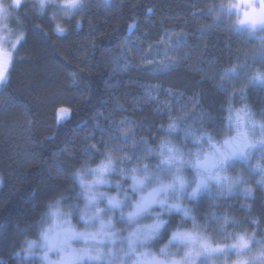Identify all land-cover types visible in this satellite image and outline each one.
<instances>
[{
    "label": "clouds",
    "instance_id": "1",
    "mask_svg": "<svg viewBox=\"0 0 264 264\" xmlns=\"http://www.w3.org/2000/svg\"><path fill=\"white\" fill-rule=\"evenodd\" d=\"M242 39L223 67L234 71L225 77L217 68L207 81L213 103L201 97L146 128L86 134L61 172L42 165V181L59 187L37 199L34 185L33 211L11 222L0 264H9L5 256L13 264H264V213L253 222L240 203L243 196L255 207L264 197V27L244 29ZM238 135L242 150L210 170L197 167ZM8 227L0 221V235ZM242 233L254 236L244 250L236 245Z\"/></svg>",
    "mask_w": 264,
    "mask_h": 264
},
{
    "label": "trees",
    "instance_id": "2",
    "mask_svg": "<svg viewBox=\"0 0 264 264\" xmlns=\"http://www.w3.org/2000/svg\"><path fill=\"white\" fill-rule=\"evenodd\" d=\"M23 2L11 28L24 42L14 53L8 83L0 85V176L5 178L0 185V221L5 224L32 213L34 185H39L37 199L59 187L42 181L41 166L52 174L61 172L64 156L84 135L107 136L108 129L117 128L125 117L131 123L122 126L143 123L146 128L159 121L160 113L141 85L181 96L173 102L186 104L200 93L195 102L203 97L211 104L215 96L207 81L217 65L201 60H214L222 51V66L227 67L229 51L244 49L228 16L217 20L216 12H208L231 0H83L86 8L70 19L54 7L46 6L45 15L34 0ZM149 51L152 55L142 58ZM178 57L169 73L139 70L153 59L158 65ZM126 63L128 70L123 67ZM86 99L90 105H85ZM61 109H68L70 118L58 125ZM65 148L67 152L62 151ZM240 203L251 206L253 201L241 197ZM256 203L258 211H264V197ZM258 211L253 213L256 219Z\"/></svg>",
    "mask_w": 264,
    "mask_h": 264
},
{
    "label": "snow or ice",
    "instance_id": "3",
    "mask_svg": "<svg viewBox=\"0 0 264 264\" xmlns=\"http://www.w3.org/2000/svg\"><path fill=\"white\" fill-rule=\"evenodd\" d=\"M104 3H108V0H104ZM24 2L23 0H11V2L9 3L8 0H0V22H3L5 20L10 19V13H9V9H16L18 10L21 7H24ZM54 7L60 11H63L65 13L66 18H71V16L76 13V12H80L82 10H84L86 8V5L83 3V0H60V3H54L53 0H39V5H38V9L41 13H44L46 15V13L44 12L45 7ZM244 8H253V18L249 19L247 18L249 16L248 12H245V19L242 20H238L237 23L233 26H231V29L234 33H237L241 36L242 39V33L243 30L246 28H256V27H264V0H259V11H255V6L253 3L250 2V0H245V3L243 5H241ZM241 6H235L233 7V5H224L221 4L219 7L217 6H212L208 9L209 14H211L212 12H216L217 13V20L222 19L223 16L227 15V16H231L234 13L236 15H239L238 12V8ZM151 10H149L150 12ZM200 15H203L204 12L201 11L199 13ZM37 18H41V17H37ZM35 27V26H33ZM81 27V25L77 24L75 25L76 29H79ZM0 31H7V25L6 24H0ZM54 31H58V33L60 35H63L64 32L63 30H54ZM166 35V33H165ZM243 43H246L247 41L243 40ZM9 42V41H6ZM24 42V37L20 36L17 39V43L11 45L13 51L11 53L8 54V59H7V63H5L2 59V53H0V85H4L8 83V74L11 72L14 64L16 63V58H15V51L18 50V47L20 44H22ZM170 50V49H167ZM166 50V51H167ZM239 49H236L235 52L233 51H229L228 55H229V59H228V63H231L232 59L236 58V55L239 53ZM122 54L123 50H122ZM126 55V54H125ZM149 55H152V52L149 51L147 53H145L143 55L142 58L147 59V57ZM179 57L174 60V61H168L167 59L161 61L158 65L156 64L155 60L153 59L152 63L147 67V68H140L139 70L142 72H148L150 74L155 73L157 75H163L166 73L171 72V70L175 67L176 63L179 62ZM223 62H224V54L221 51L220 54L218 56H216V58L214 60L211 61H204L201 60V63H208L210 66L212 65H217V67L213 68V75L215 74L217 68H220L223 70L224 72V76L227 77L229 76V74L234 71V69H224L223 68ZM124 70H128L129 68V64H124ZM200 71H203V69H200ZM212 75V76H213ZM72 83L76 84L77 81L75 80V78L73 77L72 79ZM200 83V82H197ZM142 87H145L146 89V95H148L151 91L156 90V88L158 86H149V85H141ZM88 90L89 92H91V86L88 85ZM167 92L169 94L171 93V90H167ZM193 99H196V95L193 96ZM85 105H90V100L86 99L84 101ZM116 107L118 109L122 110V106L119 105V103L117 102ZM164 110H167V108H165ZM159 111V110H158ZM70 118V113L68 109H61L60 110V115L57 119V124H61L66 122L68 119ZM94 118H99V114H97L96 117ZM84 123V122H81ZM131 123V121L125 117L124 120H122L120 122L119 125H116L117 128H119L120 126L124 125V124H128ZM140 126H143V123L140 124ZM94 128L97 127L96 125L93 126ZM111 129V128H109ZM235 146V147H234ZM236 148H241L242 150V142H241V138L238 135L237 137H234L232 140H226L224 142V146L223 148H217L216 152L213 154H209L205 157L204 160H199L197 159L196 161V165L197 167H202L205 169L210 170L212 167H215L220 161L223 160L224 156L228 154L229 151H235ZM63 152H67L68 149L65 148L62 150ZM47 171L49 173H51L50 169H47ZM5 183V178L3 176H0V185H3ZM14 189H11L9 192V195H11V192ZM251 193H247L246 196L251 197ZM257 201H255V205H257L256 203ZM242 207H245L247 209V214L248 217L253 221L259 224V220L252 217L251 213L253 211H258V209L256 207L253 206H245L242 205ZM262 213H264V211H260ZM225 223L229 222L228 217H225ZM12 221H9L6 225L9 226L7 228V231H5L2 235H0V241H4L6 242L8 239L12 238L14 235V231L12 230V228L10 227ZM251 240H254V236H250L248 233H242L238 236L237 241H236V245L240 250H244L248 247L249 242Z\"/></svg>",
    "mask_w": 264,
    "mask_h": 264
},
{
    "label": "rangeland",
    "instance_id": "4",
    "mask_svg": "<svg viewBox=\"0 0 264 264\" xmlns=\"http://www.w3.org/2000/svg\"><path fill=\"white\" fill-rule=\"evenodd\" d=\"M38 5H39V0H34ZM8 2L10 3L11 0H8ZM251 3L254 4L255 6V11H259V0H250ZM245 3V0H231L229 5H236V6H241ZM16 9H9V13H10V19L5 20L3 22H0V24H6L7 25V31H0V53H2V59L5 63H7V59H8V54L11 53L13 51L11 45L16 44L17 43V39H18V34L15 33L14 31H12L11 28V22L12 20H15L14 14H15ZM238 12L239 15H236V19L238 20H242L245 19V12L249 13V16L247 18L251 19L253 18L252 14H253V8H244V7H239L238 8ZM9 41V42H6ZM159 89L156 88V90L151 91L147 96H148V101L149 102H153L152 104H155V108L156 110L161 114L165 112V108L170 109L172 108L174 105H181L183 103H180L179 100L176 102H173V100L175 98H180L181 96H178V94H169L168 92H164L163 91L160 93L158 91ZM166 93H168V95H166ZM162 96H166L167 98H165L164 100H159V97ZM174 98V99H173ZM176 99V100H177ZM60 115V112L58 113V116ZM243 197V196H242Z\"/></svg>",
    "mask_w": 264,
    "mask_h": 264
}]
</instances>
